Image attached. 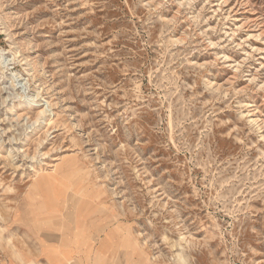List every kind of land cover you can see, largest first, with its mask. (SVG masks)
<instances>
[{"label": "rangeland", "instance_id": "1", "mask_svg": "<svg viewBox=\"0 0 264 264\" xmlns=\"http://www.w3.org/2000/svg\"><path fill=\"white\" fill-rule=\"evenodd\" d=\"M94 263L264 264V0H0V264Z\"/></svg>", "mask_w": 264, "mask_h": 264}, {"label": "crops", "instance_id": "2", "mask_svg": "<svg viewBox=\"0 0 264 264\" xmlns=\"http://www.w3.org/2000/svg\"><path fill=\"white\" fill-rule=\"evenodd\" d=\"M94 264H97V263H94Z\"/></svg>", "mask_w": 264, "mask_h": 264}, {"label": "bare ground", "instance_id": "3", "mask_svg": "<svg viewBox=\"0 0 264 264\" xmlns=\"http://www.w3.org/2000/svg\"><path fill=\"white\" fill-rule=\"evenodd\" d=\"M39 171V170H38Z\"/></svg>", "mask_w": 264, "mask_h": 264}]
</instances>
